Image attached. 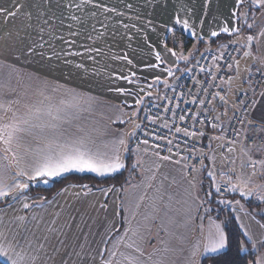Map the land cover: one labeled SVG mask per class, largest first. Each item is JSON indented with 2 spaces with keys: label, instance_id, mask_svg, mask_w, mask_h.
I'll list each match as a JSON object with an SVG mask.
<instances>
[{
  "label": "crops",
  "instance_id": "0c3cea01",
  "mask_svg": "<svg viewBox=\"0 0 264 264\" xmlns=\"http://www.w3.org/2000/svg\"><path fill=\"white\" fill-rule=\"evenodd\" d=\"M245 2L252 8L250 0ZM205 3L206 0H91L90 3L82 4V0H63L62 39H58L57 42L54 40L57 44L48 48L50 56L46 61H36L39 59L36 56L23 60L25 58L21 55L22 52H29V49L33 52L35 48L31 46L26 50L17 51V55L9 56L8 60L6 44L8 0H0V9L4 10L0 12V103L7 106L8 102L12 101L11 109L18 114L26 111L25 105L41 108L49 104L53 107L60 106L64 109L61 113L63 120L58 122L61 126L60 132L64 133L61 138L78 135L80 134L78 129H83L96 137L101 150H104L103 143L115 139L120 133L131 132L144 104L148 100L154 101L161 97L165 87L174 81V75L169 76L164 71L170 68L174 73L178 63L176 57L166 51V48H170L166 45V40L171 32L198 42L197 36H204L205 40H208L209 30H218V26L224 22L230 27H238L240 16H232V12L236 11V0H207V9ZM97 4L101 7H96ZM105 8L113 11H105ZM73 16L78 19L73 20ZM244 18L246 21L247 16ZM177 19L181 23H175ZM201 19L204 21L203 30ZM185 20L189 24L188 30L183 27ZM169 28L172 31H168ZM53 30L56 34L57 29ZM73 32L77 35H70ZM254 45L257 63L251 75L243 80L239 91L245 89L254 73L262 72L264 76V64L261 63L264 61V37L254 41ZM156 52L160 53L163 63L156 68L147 67L157 64ZM124 56H127V60L122 59ZM128 60L132 63L129 64ZM235 74L236 71L231 82ZM29 76L33 79H29ZM37 76L40 80L35 79ZM157 76L160 78L159 83L154 84L153 80ZM42 80L48 81L47 88L40 82ZM232 86L234 85L231 84V88ZM54 88L57 90L53 91ZM117 88L124 89V94L118 93ZM41 89L44 96L49 99L45 100L44 96L39 94ZM68 90L84 98L79 102L78 108L60 105L62 99L75 103L72 96L67 94ZM262 90L264 81L262 89L253 98L256 101V108L250 109V118L259 125L261 115L264 113V97L260 95ZM138 99L141 100L139 105L136 104ZM223 111L224 109L219 107L214 112L220 126L207 128L203 136L210 151L202 168L212 182L222 181L227 177L229 183L226 195L235 196L233 201L228 202L231 213L242 234L243 231H248L251 236L249 240L243 235L246 242L251 245L255 261H264V243H261L264 241V228L260 227L263 223L244 203L251 201L261 204L258 212L264 216V200L260 199V196L264 195V167L257 164L253 174V169L248 167L249 158L241 150L242 147L250 149L252 159L264 160V151H260L264 143L261 147L255 148H248L239 143L229 144V149L233 150L223 151L224 162L221 161L212 143L218 136L222 138V126L225 123V119H221ZM11 115L12 112L5 113L0 110V118L3 121H7ZM121 120L125 122L120 123ZM105 131L106 135H99ZM33 133L21 134L22 143L30 144L33 148L42 143V137L51 135L50 130L41 132L40 129H34ZM134 140L135 136L127 140L133 158V173L122 186L88 191L90 188L85 189L81 185L71 184L60 189L49 199H44L39 194H26L28 188L15 201L0 207V232L4 233V236L0 237V245L7 247L9 244L19 242L15 250L21 252L29 241L32 247L28 248V251H33L42 244L43 248L38 253L40 256L38 264H93L89 253L95 255L99 248H112L113 243L125 234V229L136 228L138 224L143 226L146 223L144 215L147 214L154 215L155 219L147 222L150 240L144 247L145 257L153 251L154 246L164 248V245L159 243L160 240L168 241L170 248H183V252H161L153 257L167 258L170 264H190V260L194 262L197 259L200 264L203 257L219 254L191 257L197 246L203 252L204 237L212 228L213 222L221 225L213 215L204 211L195 176L197 173L188 176L184 156L145 150L137 146ZM121 151L124 160L128 151ZM155 153H159V156ZM4 155L0 151V157ZM8 155L11 159V154ZM160 156H169L170 159L164 161L159 158ZM137 161L141 163L138 165ZM3 163L6 162L0 160V164ZM217 167L220 172L216 171L215 174L214 169ZM209 171L214 172L213 177L208 176ZM8 173L6 180L12 183L11 177L15 175V169H9ZM115 174L97 176L89 172H69L58 177L41 178L35 182L27 181L26 177L17 179L29 183V187L48 188L52 180L69 175H91L97 179H104ZM44 179L48 182L44 183ZM188 181H193L195 188H191ZM244 181L248 182L244 191L251 189L253 192L251 196L242 197L239 191L229 190L232 185ZM109 188L119 191H112L105 197L102 190ZM189 191L192 196H189ZM141 195L145 199L139 201L140 207L136 208L135 205ZM193 197L198 198L194 200ZM2 200L4 199H0ZM153 202L159 209L155 213L151 207ZM23 203H28L29 208H23ZM104 203H107V209L101 207ZM118 204L121 205L119 209ZM189 214L191 220L185 225ZM17 217L24 219L19 220ZM169 217L174 222L170 223ZM162 222L168 231L162 227ZM241 225L244 226L243 229ZM112 226L114 229L109 234L108 229ZM141 231H144L143 227ZM128 236H131L130 232ZM120 251L130 252L131 249H125L121 245ZM33 254L37 253L33 251ZM0 261L7 264L3 258H0ZM95 264H100L98 255Z\"/></svg>",
  "mask_w": 264,
  "mask_h": 264
},
{
  "label": "snow or ice",
  "instance_id": "6c2138e0",
  "mask_svg": "<svg viewBox=\"0 0 264 264\" xmlns=\"http://www.w3.org/2000/svg\"><path fill=\"white\" fill-rule=\"evenodd\" d=\"M91 0H82V4L90 3ZM45 3H50V0H45ZM245 3V0H236V8L242 6ZM251 6L253 9L258 11H264V0H250ZM71 7V5H67ZM96 7H101V5L97 4ZM18 7H23L20 5ZM76 7H80V5H76ZM130 7V6H129ZM205 9H207V0L205 3ZM105 11H113L112 9H104ZM4 10L0 9V12ZM9 16H15L16 12L8 13ZM30 16V14H29ZM233 17L238 16L237 11L232 12ZM73 20H77L78 18L73 16ZM44 23H48L47 20ZM175 23H181L179 19L175 21ZM203 19H201V29L203 30ZM235 23V21H234ZM183 27L185 30H188L189 24L187 20L183 21ZM247 30L251 33V31L255 27V22L248 24ZM168 31H172V29H168ZM241 33L240 27L229 26L226 22L222 25L218 26V30L210 29L208 32V40L206 41L204 36H197V40L209 43L215 42L221 36V34H227L229 37H239ZM70 35H77V33L73 32ZM195 35V33H193ZM260 37H264V28H261L260 32L257 33L255 36L249 34L246 36V44L245 47L250 48L254 41L259 40ZM239 43L238 39L230 40V44L235 46ZM219 49H228V45L224 43H220L217 45ZM193 49L196 50V46H193ZM233 51H239L238 48L233 47ZM32 49H29L31 52ZM98 51V50H97ZM166 51L170 53L173 57H176V60H184L188 61L189 56L193 55V52H190L188 56L185 55H177L172 48H166ZM245 55H251L250 51H246ZM203 58V54L201 56ZM222 58V56H212L214 61H218ZM122 59L127 60V56L122 57ZM155 59L157 64L148 65L147 67L156 68L159 64L163 63L162 57L160 53H155ZM227 62V61H226ZM128 63L131 64V60H128ZM264 64V61L261 62ZM229 70L235 69L237 73H239V61L233 58L231 63L227 64ZM77 67H80L77 65ZM168 73L169 76L173 75L172 70L170 68L164 69ZM260 71V69H258ZM120 78V77H118ZM123 79L127 80L128 77H122ZM29 79H33V77L29 76ZM35 79L40 80L37 76ZM231 77H229V82H231ZM160 78L157 76L154 78L153 83H159ZM44 88L48 87V81L42 80L40 81ZM151 87V85H149ZM57 89H53L56 91ZM116 91L118 93L124 94V89L117 88ZM206 91V89H205ZM39 94L44 96L43 89L40 90ZM68 95L72 96V99L75 103H69L65 100L60 101V105H66L68 108H78L79 102L84 98L78 96L71 90H68ZM214 95H219L218 93ZM261 97H264V90L261 92ZM44 99L47 100L49 97L44 96ZM221 100H224L225 103L227 101L223 96L220 97ZM13 102L9 101L8 105L6 106L4 103H0V110L3 112H12L11 117L7 121H3L0 118V151H2L5 155L0 157V160L5 161L6 163L0 164V199H5L9 196H12L13 200L15 201L19 195H21L26 189L29 188V183L22 182L21 180L17 179L18 177H26L27 181L35 182L41 178H53L61 176L65 173L69 172H89L94 173L97 176H109L115 174L122 169L125 168L124 160L122 159V151L127 152V140L130 137L135 136V130L140 128L139 124H135L133 130L127 133H120L117 137L111 141L103 143V149L101 150L100 145L97 142V138L94 137L91 133L84 131L83 129H78L80 134L78 135H69L67 138L62 139L61 137L64 133L60 132V124L59 121L63 120L61 115L62 111L64 110L60 106L53 107L51 104L47 105L46 107H37L35 105H25L26 111L22 114H18L16 111H12L11 104ZM19 103V101H17ZM41 103H43L41 101ZM141 100H137L136 104L139 105ZM201 104L204 103L203 100L200 101ZM242 104L244 102H241ZM256 108V101L253 100L250 108L245 107V117L241 119L239 123L244 125L245 119H248L251 115L250 109ZM135 115V113H133ZM195 118V117H193ZM151 119V118H149ZM181 120H184V116H180ZM120 123H124L125 121H119ZM249 127H254V121L248 119ZM34 129H40L41 132L45 130H50L51 135L42 137V143L37 147L33 148L30 144H23L22 143V135L21 134H29L33 135ZM257 131L264 132V113L261 115V126L256 129ZM177 132H180L181 129L177 128ZM107 132H100L99 135H106ZM185 136H195L197 133L195 132H188L187 130L184 131ZM199 135H203V133H199ZM236 136H240L239 130L236 131ZM144 144H147L148 141L144 140ZM171 144V141H168ZM22 149V152H21ZM138 150V149H137ZM233 149H229L232 151ZM244 152V155L248 156L249 163L248 167L253 169V174H255V167L259 164L261 167H264V160H254L252 159L251 155L249 154L250 149H245L242 147L241 149ZM171 151V149H169ZM260 151H264V147L260 149ZM11 154V159H9V155ZM155 155L159 156V153H155ZM161 160L167 161L170 159L169 156H160ZM187 159V157H185ZM141 162L137 161L139 165ZM175 163H179V161H175ZM235 163V161H233ZM203 166V165H201ZM159 167V165H156ZM188 165H185L187 168ZM15 169V175L11 177L12 183H8L6 177L8 176L9 169ZM192 172H197L199 169L195 167V165L191 168ZM209 177L214 176L213 171L208 172ZM195 179V178H194ZM239 180V177L237 178ZM48 180L44 179V183H47ZM191 188H195V183L193 181H188ZM247 181L242 183L234 184L229 189L230 191H239L242 197H249L253 194L252 190L249 189L247 192L244 191V187L247 186ZM85 189H88L87 185L82 186ZM213 187H217V191H219L218 186L215 185L213 182ZM91 191V189H88ZM103 195L107 197L110 192L112 191H119V189L109 188L107 190H102ZM211 193H206V196H210ZM189 196H192L191 191H189ZM198 197H193V199H197ZM27 199V197H24ZM145 199L144 196H140L138 202L136 203L135 207H140V202ZM155 199V198H154ZM162 199V197H161ZM171 199V197H169ZM261 200H264V195L260 196ZM204 201H201V204ZM221 203H228L227 201H221ZM238 203V202H237ZM121 205H117L119 209ZM101 207L104 209L108 208L107 203L101 204ZM153 213L157 212L159 209L157 208L155 202L151 205ZM23 208H29L28 203H23ZM117 215H119V211H117ZM135 215V213H133ZM167 215V213H165ZM19 220H23L24 217H17ZM155 219L154 215H144V221L146 222L143 226L137 225L136 228L129 227L125 229V234L120 236L114 243L112 248H99L96 251V254L93 255L89 253L92 257L93 264H95L96 255L100 257V264H170L167 258L165 259H153L154 256H157L161 252H183V248H170L168 246V241L160 240L159 243L164 245L163 249L153 247V251L147 254L145 257L144 247L145 244L150 240V232L148 231V224L147 222ZM191 220V215L189 214L187 219L185 220V225L187 221ZM169 222H174L171 217H169ZM141 227L144 228V231H141ZM162 227L165 228V231H168L167 226L163 225ZM261 228H264V224L260 225ZM243 229L244 226L241 225ZM114 226L108 229V233L110 234L113 231ZM131 233V236H128V233ZM170 235H174L173 233H169ZM158 235V234H157ZM243 235L251 240V236L249 235L248 231H243ZM4 236L3 232H0V237ZM105 241H102L104 243ZM123 242V244H122ZM245 241L241 240L239 244L238 251L243 252L245 251ZM264 243V241H261ZM227 237L225 235V231L222 229L220 224L213 222L212 228L209 230L208 234L204 237L203 243V252L200 251L199 246H197L191 253V257H199L200 255L204 254H215L220 253L227 247ZM121 245L125 249H131L130 252L120 251ZM19 246V242L17 244H9L7 247L0 245V258H3L7 264H38L40 261V256L38 253L43 248L41 244L40 247L34 248L33 251L37 254H33V251H28V248H31V241L28 242L27 247L23 248L21 252H17L15 249ZM255 247V245H253ZM107 252V255L105 253ZM79 255V253H77ZM119 258H116L118 257ZM190 264H199L198 259ZM252 264V262H249ZM255 264H264V261L257 260Z\"/></svg>",
  "mask_w": 264,
  "mask_h": 264
},
{
  "label": "built area",
  "instance_id": "2783aa9c",
  "mask_svg": "<svg viewBox=\"0 0 264 264\" xmlns=\"http://www.w3.org/2000/svg\"><path fill=\"white\" fill-rule=\"evenodd\" d=\"M224 44L228 45V49H219L216 44L201 51L193 60H182L187 64V69L175 77L172 84L164 89L161 97L145 104L136 123L140 128L135 130V144L145 150L187 157L185 164L188 165V176L196 173L191 171L193 165L200 170L204 164V156L210 151L209 145L202 142V137L207 128L220 126V121L214 116L219 107L225 108L227 112L222 126V138L227 144L239 143L255 148L264 143V132L256 130L261 125L254 122V127H249L250 116L245 119L244 125L239 123L245 117L244 108H250L254 96L262 89L264 76L262 72L254 73L245 89L232 94L229 77L232 78L235 69L229 70L227 64L233 58L237 59L238 51L232 50L234 46ZM192 49L191 46L185 56ZM213 55L222 58L214 61ZM216 93L219 95H214ZM221 96L227 103L220 99ZM201 100L204 101L203 104L200 103ZM180 116L185 119L181 120ZM177 128L181 131L177 132ZM185 130L197 135L185 136ZM237 130L240 132L239 137L236 136ZM144 140L148 143L144 144ZM168 141L172 143L169 144Z\"/></svg>",
  "mask_w": 264,
  "mask_h": 264
},
{
  "label": "rangeland",
  "instance_id": "374dc122",
  "mask_svg": "<svg viewBox=\"0 0 264 264\" xmlns=\"http://www.w3.org/2000/svg\"><path fill=\"white\" fill-rule=\"evenodd\" d=\"M23 5V7H18ZM63 0H50V3H45V0H8V9H7V21H6V44L8 48V60L9 56L17 55V51L21 49H25L28 47H34L33 52H22L21 55L27 60L26 57L30 58L36 56L40 60H47L50 53L48 52V48L52 47L54 44H57L58 39H62V30L64 27V20L62 16L63 12ZM254 10V9H253ZM16 12L15 16H9L8 13ZM254 10L253 18L250 23L255 22V27L252 30L255 34L259 29L264 28V11H258L255 13ZM30 14V16H29ZM60 16L62 18L60 19ZM239 16L241 18L239 22V27L241 28V33L239 37L233 36L232 39H238L239 43L234 47L238 48V56H239V73L236 72L231 84V93L237 92L241 89V84L243 80L248 78L251 75L254 66H256L257 59L255 49H252L251 55L243 56L246 44V34L242 32V29L246 25V21L244 16H247L246 11L242 10L239 12ZM47 20L48 23H44ZM249 23V24H250ZM53 28L57 29V33H54ZM247 29V27H246ZM54 33V34H53ZM60 36V38L58 37ZM55 40V42H54ZM230 40L228 44H230ZM50 43V45L48 44ZM176 44V45H175ZM233 46V45H232ZM174 48L179 55H185V51L182 50L179 43H174ZM16 51V52H15ZM242 91V90H241ZM225 118V116H223ZM214 150L217 152L218 157L221 161L224 162V153L226 149L228 150L229 144H227L223 138L217 137L214 139L212 143ZM204 165V164H203ZM201 166L200 170L196 173V178L198 182V192L201 201H204L203 207L205 213L208 212V207L206 206L202 191H201V172L203 170ZM219 167L214 169L215 174L220 171ZM217 171V172H216ZM227 177L222 181H213L216 186H218L219 191H217V187H213L214 191L219 196H226L228 193V181ZM212 182V183H213ZM222 192V193H219ZM224 194V195H223Z\"/></svg>",
  "mask_w": 264,
  "mask_h": 264
},
{
  "label": "trees",
  "instance_id": "16d2710c",
  "mask_svg": "<svg viewBox=\"0 0 264 264\" xmlns=\"http://www.w3.org/2000/svg\"><path fill=\"white\" fill-rule=\"evenodd\" d=\"M244 8H247V19H246V25L242 29V32H245L246 35L249 34L253 35L254 34L253 31H251L250 33L246 29V26L251 22L253 18L252 12H254V10L245 2L244 4H242L241 7H239L238 9L236 8V11L238 12V16H239V12ZM255 13L258 12L256 11ZM238 27H239V22H238ZM230 39L231 37H229L228 35L221 34L220 38L215 42H209V43H204L201 41L194 42L191 38L185 37L175 32H171L167 37L166 45L172 48L176 53L177 51L174 48V42L179 43L180 47L185 52L191 46L193 47L195 45L196 50L192 49L190 52H193V55L189 56L190 60H193L197 54H199L201 51H205L206 49H208V47L220 43H228ZM252 49H255L254 43L251 47V50ZM238 59L239 56L237 57V60ZM186 69H187V64L184 61L179 60L174 70L173 78L183 73ZM150 101L152 100H148V102ZM226 114L227 112L226 109L224 108L223 113H221V119L226 120ZM223 116H225V118H222ZM202 142H205L204 137H202ZM206 157L207 155L204 156V161ZM132 162H133L132 153L130 150H128L126 157L124 159L125 168L113 176L104 179H97L91 175H69L64 178L52 180L51 186L48 188H35L30 186L29 189L26 191V194H39L43 196L44 199H49L54 194H56L60 189L71 184L81 185V186L87 185L88 188L90 189H97L104 187H120L127 182L128 177L133 173ZM201 176H202L200 180L201 191L206 206L208 207L207 213L213 215L216 218V220H218L221 223L222 228L225 231L228 244L223 252L214 256L203 257L200 260V264H249V262L255 264V254L251 249V245L248 242H246V240L244 239V236L234 216L231 213L230 206L228 205V203H221V201H227V202L233 201L235 199V196L233 195H226L224 197L219 196L214 191L213 183L210 179L207 178L204 170H202ZM206 193H211V195L206 196ZM12 201H14L12 196H9L6 199L0 201V207L9 204ZM244 203L247 209L264 224V216H262L258 212L260 210L261 204H255L251 201H246ZM241 240L246 242L245 243L246 250L243 252L238 251ZM0 264H4V263L0 261Z\"/></svg>",
  "mask_w": 264,
  "mask_h": 264
},
{
  "label": "water",
  "instance_id": "95a60500",
  "mask_svg": "<svg viewBox=\"0 0 264 264\" xmlns=\"http://www.w3.org/2000/svg\"><path fill=\"white\" fill-rule=\"evenodd\" d=\"M252 45H253V44H252ZM252 45H251V47H252ZM251 47H250V48L245 47V50H244L243 56H246V55H245V52H246V51H251Z\"/></svg>",
  "mask_w": 264,
  "mask_h": 264
}]
</instances>
